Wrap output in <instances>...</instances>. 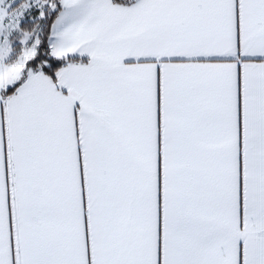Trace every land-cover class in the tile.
Listing matches in <instances>:
<instances>
[{
    "label": "snow or ice",
    "instance_id": "6c2138e0",
    "mask_svg": "<svg viewBox=\"0 0 264 264\" xmlns=\"http://www.w3.org/2000/svg\"><path fill=\"white\" fill-rule=\"evenodd\" d=\"M0 264H264V0H0Z\"/></svg>",
    "mask_w": 264,
    "mask_h": 264
}]
</instances>
